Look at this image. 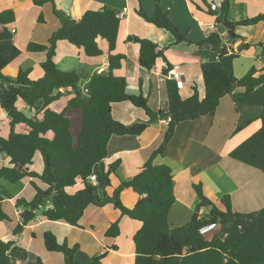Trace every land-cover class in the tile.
<instances>
[{"label": "trees", "instance_id": "1", "mask_svg": "<svg viewBox=\"0 0 264 264\" xmlns=\"http://www.w3.org/2000/svg\"><path fill=\"white\" fill-rule=\"evenodd\" d=\"M154 1L152 16L144 14L141 8L137 14L147 23L170 33L175 40L174 45H194L200 49L207 46L216 56V60L200 65L204 97L200 98L193 87L191 95L182 99L176 81L166 78L173 66L164 58L165 48L147 39L128 37V42L138 45V64L143 70L150 71L158 60L163 61L159 75L165 81L166 101L157 111L149 107L148 98L142 93L129 95L126 79L115 74L125 59V56L114 53L121 24L117 11L103 7L98 11H86L78 21H74L59 13L53 0H32L33 5L38 7L51 3L53 15L60 22V27L51 34L46 44L29 43L26 46L28 53L45 55V60L39 65L42 76L38 80L29 78V70H20L14 78L3 76L2 70L19 55V50L9 29V25L15 22L14 11L0 12V108L10 120L9 136L0 137V153L5 154L9 162L8 166L0 167V180L4 179L9 184L23 179L38 180L54 193L51 197H44V191L31 182L36 197L31 203L16 200V208L23 210L13 235L20 234L24 226L34 221L33 204L43 206L42 215L47 220L77 226L88 206L112 203L122 216L141 224L133 236L135 255L132 264H264V208L249 214L234 212L230 197L225 195L220 200L224 211H219L204 197L201 185L193 184L199 204L187 223L172 227L168 222L175 202L172 171L166 165L152 163L156 155L164 153L166 143L173 138L179 124L202 117L212 118L219 101L228 95L235 105L261 109L258 118L260 128L231 150L229 157L264 174V69L252 67L243 77L236 78L233 74L234 60L252 46L240 45L238 52H229L218 31L201 42H191L187 32L178 30L168 12L159 8L160 0ZM229 6L230 0H222L218 10L212 11L211 5L208 10L216 17L217 23L225 25L228 23ZM37 21L44 23L43 16ZM262 22L264 14H259L233 23L231 31L234 32L235 27ZM232 38L240 41L237 35L230 36ZM99 41L106 44L105 51L100 48ZM59 42L74 46L88 58L106 56L107 71L88 76L74 70H60L54 61ZM82 87L87 90L88 96L82 94ZM66 88H71L73 97L62 111H52L50 106L62 98L60 90ZM18 101L32 111L30 117L17 107ZM122 102H129L143 110L148 120L131 125L116 120L112 115V105ZM159 120L169 122L164 140L151 159L135 176L119 185L111 197L100 198L98 190L109 186V175L118 167V162L107 171L102 166L110 139L113 136H139L149 124ZM16 125H23L26 133L16 134ZM50 133L49 138L47 135ZM36 153L43 161L41 173L33 169ZM92 173L96 176V184L88 181ZM78 182L82 188L72 195L68 194L67 189ZM127 188L139 196L131 209L123 207L119 201L120 193ZM209 206H213L212 209L200 216V209ZM7 220L0 192V223ZM204 228H214L215 232L209 236L208 230L201 232ZM119 234L117 223L106 231V236L112 239ZM43 242L47 251L63 254L65 264H80L74 259L76 247L59 244L51 233L43 235ZM176 244L182 250L181 255L176 250ZM104 256L92 258L89 264H104ZM27 258L26 250L14 242L0 241V264H25ZM34 264L44 262L37 258Z\"/></svg>", "mask_w": 264, "mask_h": 264}, {"label": "crops", "instance_id": "2", "mask_svg": "<svg viewBox=\"0 0 264 264\" xmlns=\"http://www.w3.org/2000/svg\"><path fill=\"white\" fill-rule=\"evenodd\" d=\"M53 3L63 17L74 21H78L86 11H98L103 7L117 12L126 9L121 18L114 52L125 56V59L115 74L126 79V92L129 95L142 93L146 96L152 110L162 108L166 101L165 81L159 75L163 61L158 60L150 71L143 70L138 64V45L127 41L130 36L147 39L165 48L164 58L167 63L173 66L175 74H183V84L179 91L182 99L191 95L193 87L197 89L200 98L204 97L200 65L216 60V56L207 46L200 49L194 45H174L175 40L170 33L147 23L137 14V10L141 8L144 14L152 16L154 0H53ZM213 3L220 6V2L216 0H160L159 8L168 12L171 22L178 30L187 32V38L191 42H201L212 32L218 31L229 52H238L243 42L252 46L234 60L233 74L236 78L243 77L252 67L264 69V23L248 26L252 28L235 27L234 33L241 36L242 40L230 39L225 25V30L215 25L216 17L208 10ZM6 10H13L15 14V22L9 25V29L13 33V43L19 50V55L2 70V74L6 71L8 76L13 77L20 70H29V78L38 80L42 76L39 65L45 60V55L28 53L26 46L29 43L46 44L51 34L60 27V22L53 15L51 3L38 7L33 5L32 0H0V12ZM259 14H264V0H230L227 22L233 24ZM40 16H43L44 23H38ZM99 46L103 51L106 50L103 41H99ZM76 59L83 63L79 69L59 65V62L73 64ZM54 61L60 70H74L88 76L106 72L108 68L106 56L88 58L81 50L66 42L57 44ZM87 65L91 67L88 68ZM236 68L238 74H235ZM60 92L63 96L50 106L52 111H62L73 97L71 88L61 89ZM16 105L26 116L33 114L23 102L18 101ZM112 115L126 125L148 120L143 110L135 108L129 102L113 104ZM260 115L259 107L235 105L230 96L226 95L219 101L212 118L202 117L181 123L175 128L173 138L164 147V153L152 159L154 165H166L172 171L175 202L168 215L170 226H182L194 214L199 200L192 188L193 184L201 185L204 197L216 209L219 206V211H224L220 200L225 195L230 197L234 212L249 214L264 208V174L229 157L231 150L260 128ZM9 121L7 113L0 108L2 138L9 136ZM238 128L241 129L237 131ZM166 129L167 125L159 120L149 124L139 136H113L110 139L102 166L107 171L118 162V167L109 175V186L98 190L100 198L111 197L119 185L139 172L162 144ZM14 132L24 134L26 128L16 125ZM51 135L50 133L47 137L50 138ZM172 147L179 152L172 155ZM191 151L194 155L191 156V161H186V154ZM8 165V158L0 153V167ZM33 169L38 173L43 170L39 153L34 155ZM31 182L44 192L48 190L38 180L23 179L13 185L0 183V192L1 188L5 190L1 192V196L3 210L8 217L7 221L0 223V241H12L26 250L28 258L25 264H34L37 258L43 260L44 264H65L63 254L46 250L43 242L45 233L53 234L59 244L65 243L69 248L76 247L74 259L80 264H89L92 258L101 255H105L102 260L104 264L133 263V236L141 224L122 216L112 203L88 206L77 226L47 220L42 215L43 206L37 205L34 209V221L24 226L20 234L13 235L23 210L16 208V200L23 199L31 203L36 197V190ZM81 188L82 184L78 182L67 189V193L72 195ZM138 200L139 196L130 188L124 189L119 196L120 203L127 209L133 208ZM207 211L208 208L202 207L200 216L207 214ZM114 223L118 224L120 234L112 239L106 236V231ZM214 232V228L209 229V236Z\"/></svg>", "mask_w": 264, "mask_h": 264}, {"label": "built area", "instance_id": "3", "mask_svg": "<svg viewBox=\"0 0 264 264\" xmlns=\"http://www.w3.org/2000/svg\"><path fill=\"white\" fill-rule=\"evenodd\" d=\"M216 1H219L220 3L222 2V0H216ZM210 8H211L212 11H216V10H218L219 6H217L215 3H213V4H211V7H210ZM125 10H126V9L122 10V12H118V13H117V17H118L119 19H121V18L124 16V11H125ZM246 44H247L246 42H243V45H246ZM182 76H183V74H180V75L175 74L174 69L172 68V70L168 72L166 78H167L168 80H174V81H176L177 88L181 89L182 84H183V82L181 81V77H182ZM162 79H163V78H162ZM81 92H82V94H83L84 96H88L87 90H86L84 87L81 88ZM162 121H163V123H164L165 125H168V122H169L168 120H162ZM88 181H89L90 183H92V184H96V176H95V174L92 173V174L88 177ZM20 221H21V216H20ZM206 230H208V228H204V229H202L201 232H206Z\"/></svg>", "mask_w": 264, "mask_h": 264}, {"label": "rangeland", "instance_id": "4", "mask_svg": "<svg viewBox=\"0 0 264 264\" xmlns=\"http://www.w3.org/2000/svg\"><path fill=\"white\" fill-rule=\"evenodd\" d=\"M259 24V23H258ZM215 25H219V26H221V29L222 30H225L224 29V25L223 24H221V23H217L216 22V18H215ZM243 27V26H242ZM247 28H252V27H248L247 26ZM235 34V33H234ZM236 35V34H235ZM237 36H239V35H237ZM239 39L240 40H242V38H241V36H239ZM64 59H66V56L64 57ZM242 59V58H241ZM83 63L82 62H80V61H78L77 59H76V62H74L73 64H66V62H59V65L61 66V67H69L68 69H79L78 67L80 66V65H82ZM72 67H75V68H72ZM87 67L89 68V67H91L90 65H87ZM62 71H72V70H62ZM89 71H91V70H89ZM5 73V74H4ZM3 74V76H5V77H10V76H8L9 74L5 71ZM235 74H238V68H236V72H235ZM15 77V75L12 77V78H14ZM56 110V109H55ZM237 140V139H236ZM192 145V144H191ZM192 147H193V145L191 146V149H192ZM174 147H172V150H171V153H172V155H174L175 153H177V152H179L178 150H176V149H173ZM194 155V153L191 151V153L190 152H187V154H186V161H191V156H193ZM1 182H7V181H5L4 179H1L0 180V183ZM8 183V182H7ZM9 184V183H8ZM9 185H13V184H9ZM1 192H5V190H4V188H1ZM177 207H178V205H177ZM217 207V209L219 208V206H216ZM220 210H223V209H220Z\"/></svg>", "mask_w": 264, "mask_h": 264}, {"label": "water", "instance_id": "5", "mask_svg": "<svg viewBox=\"0 0 264 264\" xmlns=\"http://www.w3.org/2000/svg\"><path fill=\"white\" fill-rule=\"evenodd\" d=\"M225 28L228 30V34H229V36H231V37H234V36H235L234 32L231 31L232 28H233V24H231V23H226V24H225ZM53 194H54L53 191L50 190V189H48V190H46V191L43 193V196H44V197H51ZM212 207H213V206H209L208 209L211 210ZM36 208H37V204H33V205L31 206V209H32V210H34V209H36ZM176 250H177V252H178L179 255L182 254V250L180 249V247H179L178 244H176Z\"/></svg>", "mask_w": 264, "mask_h": 264}]
</instances>
